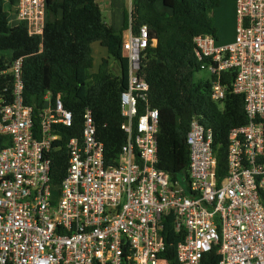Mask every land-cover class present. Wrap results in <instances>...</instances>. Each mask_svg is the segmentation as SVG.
Segmentation results:
<instances>
[{
    "label": "built area",
    "instance_id": "obj_1",
    "mask_svg": "<svg viewBox=\"0 0 264 264\" xmlns=\"http://www.w3.org/2000/svg\"><path fill=\"white\" fill-rule=\"evenodd\" d=\"M16 16L31 36H43L47 0H18ZM235 16L231 42L195 37L211 99L223 100L229 87L245 99L247 122L230 131L222 177L213 130L197 117L187 135L189 179L157 167L159 110L142 75L147 25L138 32L130 25L123 42L129 82L121 127L128 137L114 163L91 109L79 125L62 96L48 91L35 112L25 99L23 58L2 72L14 83L11 97L0 96V135L10 138L0 151V264H170L162 257L170 213L184 233L177 264H199L214 248L219 264H264V0H235ZM226 71L235 72L230 84ZM62 147L69 161L54 183L52 152Z\"/></svg>",
    "mask_w": 264,
    "mask_h": 264
},
{
    "label": "trees",
    "instance_id": "obj_2",
    "mask_svg": "<svg viewBox=\"0 0 264 264\" xmlns=\"http://www.w3.org/2000/svg\"><path fill=\"white\" fill-rule=\"evenodd\" d=\"M18 0H0V96L12 95L14 77L9 71L13 61L23 58L26 103L35 112L51 91L61 95L79 125L87 108L93 111L105 155L109 163L119 157L127 141L122 129L121 93L129 82V60L123 50L125 25L116 30L108 23L97 0H47V23L43 36H31L25 22L13 23ZM138 32L149 28L150 44L145 51L142 75L150 84L149 104L159 110V162L157 167L173 179H189L187 135L194 117L213 130L218 157V175L227 169L230 131L247 122L245 99L229 87L226 97L213 101L211 80L196 79L202 61L197 56L195 37L217 36L214 12L220 0H132ZM127 16V15H126ZM155 40L156 42L154 43ZM98 42L108 56L94 71V47ZM8 51V54L2 53ZM235 72L223 73L230 84ZM70 132L64 135L67 140ZM10 138L0 135V151ZM69 155L65 147L52 152V178L58 183L66 173ZM162 235L166 250L162 257L176 262V244L184 236L176 231L175 217H164ZM218 249L206 253L199 264H219Z\"/></svg>",
    "mask_w": 264,
    "mask_h": 264
},
{
    "label": "crops",
    "instance_id": "obj_3",
    "mask_svg": "<svg viewBox=\"0 0 264 264\" xmlns=\"http://www.w3.org/2000/svg\"><path fill=\"white\" fill-rule=\"evenodd\" d=\"M125 1L110 0L108 4H103V6L106 5L105 10L100 1L97 0L103 13H105L106 21L112 24L116 30H120L125 25L126 17L129 21V27L132 25L134 17H136L137 9L132 4V0H129V7L126 6ZM226 10H230L229 15H227ZM214 17L216 26L218 27L217 40L222 43L231 42L235 38L236 28L235 0H220V5L215 9ZM127 34L128 30L125 32V36Z\"/></svg>",
    "mask_w": 264,
    "mask_h": 264
},
{
    "label": "rangeland",
    "instance_id": "obj_4",
    "mask_svg": "<svg viewBox=\"0 0 264 264\" xmlns=\"http://www.w3.org/2000/svg\"><path fill=\"white\" fill-rule=\"evenodd\" d=\"M98 1H100L102 7H104V9L106 10V5L103 6V4H104V3H105V4H108L110 0H98ZM123 1H124V0H121V2H123ZM125 4H126V6L129 7V5H130L129 0H126V1H125ZM107 6H108V5H107ZM229 12H230V10H226L227 15L230 14ZM104 14H105V13H104ZM219 19H220V18H219ZM12 20H13V23H14V24H16L17 22H20L16 15L14 16V18H13ZM235 32H236V28H235ZM217 43L220 44V43H222V42L218 40ZM93 47H94V53H93V55H94V67H93V70L96 71V70H98V68H99V65H100V63H101V61H102V58L108 56V52H107V50H106L104 47H102L101 44L98 43V42H95V43L93 44ZM2 53L8 54V51H2ZM210 77H211L210 72H208V71L205 70V69H201V70H199V71L197 72V74H196V79H210Z\"/></svg>",
    "mask_w": 264,
    "mask_h": 264
}]
</instances>
